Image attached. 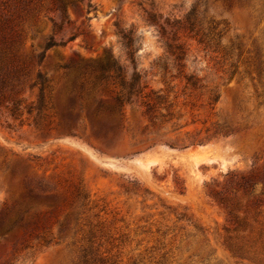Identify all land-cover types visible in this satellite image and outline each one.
<instances>
[{
  "label": "rangeland",
  "instance_id": "374dc122",
  "mask_svg": "<svg viewBox=\"0 0 264 264\" xmlns=\"http://www.w3.org/2000/svg\"><path fill=\"white\" fill-rule=\"evenodd\" d=\"M1 79L0 264H264V0H0Z\"/></svg>",
  "mask_w": 264,
  "mask_h": 264
},
{
  "label": "trees",
  "instance_id": "16d2710c",
  "mask_svg": "<svg viewBox=\"0 0 264 264\" xmlns=\"http://www.w3.org/2000/svg\"><path fill=\"white\" fill-rule=\"evenodd\" d=\"M89 7H90V5H89ZM149 21L155 27L158 28L157 31H158L161 39L164 40V45H165L167 52L171 56L176 55V58L179 60L182 59V55H183L182 47H181V45H176L174 43L175 42L174 39H170L167 37V35H168L167 27H176L177 30H182L183 32L187 33V35L190 38L195 39L198 42V44L204 45L205 48L210 47L211 41L215 40L214 38L216 36L218 38H221V32H216L217 27L214 26L212 24V22H209L210 26H208L207 28L203 27V22H202V19L200 18L199 11L197 9H193L183 19L174 21L172 24L169 23L167 20L163 24H160V23L156 22L154 16H149ZM55 27H57L58 29H61V26L58 24H55ZM121 38L123 40H125V45H126L127 49H129V55L131 56L132 55L133 38L130 37L129 33L121 34ZM72 39H73V37L70 38L69 40H72ZM65 45H66V42H64L63 39H61L60 41H56L54 38H51L49 40V42L46 44V49H49V48L54 47V46H65ZM43 58H44V55H40V61H42ZM187 80L190 81L191 79L188 78ZM36 82H37V84H39L41 86V90H43L44 85H45V80L41 74H38ZM4 84H5V82H3V79H1V81H0V104L5 99V95L3 93V85ZM122 87H123V89L124 88L127 89V92L125 94L123 93L117 97V100L120 103H122L124 100H129L131 95H133V89H134L133 84H130V86H128L126 88V84L122 83ZM14 105H16V102H14ZM14 109H16V107H14ZM217 197H218V194H217V196H215V198L222 205H226V203H228V202H226L227 200L222 199L220 197L217 198ZM226 207H227V209L229 208L228 206H226ZM232 207H235V206L233 205ZM229 213L232 214L233 217L235 218L232 208L229 209ZM103 263H104V261H103ZM83 264H87L86 261H84Z\"/></svg>",
  "mask_w": 264,
  "mask_h": 264
}]
</instances>
